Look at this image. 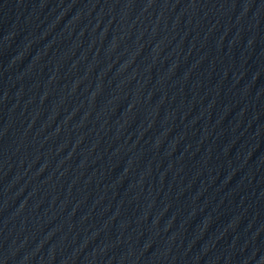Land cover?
<instances>
[{
	"label": "water",
	"instance_id": "water-1",
	"mask_svg": "<svg viewBox=\"0 0 264 264\" xmlns=\"http://www.w3.org/2000/svg\"><path fill=\"white\" fill-rule=\"evenodd\" d=\"M0 264H264V0H0Z\"/></svg>",
	"mask_w": 264,
	"mask_h": 264
}]
</instances>
